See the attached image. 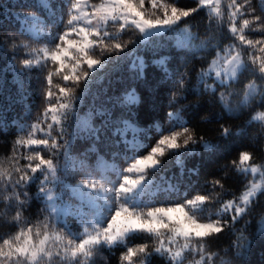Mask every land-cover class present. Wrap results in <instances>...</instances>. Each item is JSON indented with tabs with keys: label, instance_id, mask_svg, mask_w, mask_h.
<instances>
[{
	"label": "snow or ice",
	"instance_id": "obj_1",
	"mask_svg": "<svg viewBox=\"0 0 264 264\" xmlns=\"http://www.w3.org/2000/svg\"><path fill=\"white\" fill-rule=\"evenodd\" d=\"M222 3L223 0H197L196 7L184 9L177 6L175 0H147L148 6L146 0H68L67 21L57 23L56 5L52 0H34L36 11L24 16L19 35L27 36L28 40L44 37L47 43L33 47L26 40L13 39L10 47L14 53H25L21 60L24 69H49L45 76L46 106L25 135L14 141L12 154L6 160L0 158V192L11 193L14 203L10 206L15 208L12 220L17 222L14 233L0 236V264H89L94 253L103 247L122 244L126 252L121 260L128 264H136L133 258L137 256L141 257L139 264H150L153 253L165 257L169 264H185L186 260L189 264H216L219 254L209 250L210 238L231 229L249 213L258 195L264 194V164L254 163L252 153L241 152L238 160L232 161L238 173L245 178L251 175L252 179L247 180L240 194L231 199L225 200L216 193L219 207L213 218L205 215L208 212L205 203L213 200L211 194H197L182 203L168 205H156L152 199L154 192L162 190L155 184V173L166 154L172 153L175 162L182 166L183 156L193 154V149L188 147L190 143L202 144L210 153L217 147L203 136L197 138L186 126L179 110L167 113L172 127L168 134L161 133L147 154H140L147 148L142 137L141 142H136L134 137L131 144L125 140V147L132 150V155L125 153L127 167L122 169L115 164L108 165L99 154L95 165L88 162L87 154L79 160L72 157L70 140L65 134L71 119L78 133L86 132L87 138L93 140V148L89 151H97L95 142L100 140L101 129L93 126L91 115L81 120L76 114V101L82 100L76 88L83 80V91L87 93L93 82L89 77L95 78L97 72L112 62L105 53H114L119 59L134 55L135 47L129 49L128 46L138 42L124 41L121 33L138 31L142 44L150 37L173 32L177 48L204 51L208 45L203 42L194 45L198 37L188 24L177 27L200 9L206 10L210 23L215 20L219 24L226 16L228 32L235 42L212 49L215 55L198 73L199 83L205 91L213 93L219 88L225 89L220 92L219 100L230 115L250 107L257 95L261 98L260 107H264V38L251 39L245 34L264 30V0L259 9L253 0H227L226 10ZM49 23L61 30L53 34ZM245 47L251 51L245 53ZM166 59L157 63L167 73ZM144 67L142 58L133 60L132 68L137 76L143 74ZM245 73L253 78L242 89L243 99L233 107L228 100L229 90ZM54 76L62 79L63 85L54 83ZM257 79L261 82L259 88ZM178 84L180 89L184 88L183 77ZM125 102L137 103L138 97L134 92L128 93ZM252 121L264 124V112H255L249 122ZM129 130L139 131L125 121L113 134L124 139ZM21 131L25 132L23 128ZM230 134L231 129L222 124L221 135L228 137ZM181 148L186 151L181 153ZM60 156L64 159L63 168L55 159ZM21 160L27 163L21 164ZM70 171L82 174L75 185L61 179V174L68 175ZM108 172L113 173L114 178L109 177ZM35 181H39V192L47 202L42 210L46 215L30 222L23 219L24 206L28 202L25 189ZM212 184L213 188L218 185L224 189L219 180ZM163 190L173 191L174 186L169 184ZM64 216H75L81 227L74 231L61 219ZM137 233L154 238L151 250L147 243L135 247L125 244ZM261 236H264V222ZM249 243L246 237H237L232 248L240 255ZM219 258L223 264V257Z\"/></svg>",
	"mask_w": 264,
	"mask_h": 264
},
{
	"label": "trees",
	"instance_id": "obj_2",
	"mask_svg": "<svg viewBox=\"0 0 264 264\" xmlns=\"http://www.w3.org/2000/svg\"><path fill=\"white\" fill-rule=\"evenodd\" d=\"M95 2H98L95 0ZM177 6L190 9L197 6V0H175ZM222 8L226 10L227 0H223ZM56 5V22L66 23L68 0H52ZM254 6L261 7V0H253ZM34 0H0V158H6L12 154L14 141L24 136L30 125L37 121V117L43 112L45 101V76L48 68L24 69L21 60L25 57L23 51L14 53L11 50L13 39L26 40L31 46L38 47L42 37L20 36V25L23 24L24 16L35 12ZM146 6L147 0H146ZM43 18V14H41ZM188 24L190 30L198 39L194 45L202 42L208 47L204 51L195 52L188 49L177 48L166 34L159 37H150L146 43H139L142 39L138 31H125L121 33L122 39L137 41V45L129 44L128 48L135 47V53L125 59H119L114 53H105L112 62L107 64L103 71L97 72L95 78L89 77L93 82L87 93H84V81L76 88V94L82 95V100L76 101V114L81 120L91 115L94 127L100 128V140L95 142L97 151H89L93 148V140L88 139V133L77 132L75 123L70 119L67 123L65 138L70 140V154L77 160L87 154L88 162L96 164L97 154L102 156L108 165L115 164L118 168L127 167L126 156L132 155V150L125 147L128 144L142 142L147 145L140 154L145 155L161 137V133L168 134L172 127L168 112L179 110L186 126L192 129L198 138L203 136L205 140L216 145L213 152L206 151L202 144H189L193 149L192 155L183 156V165L175 162V156L168 154V159L163 160L161 168L155 173V184L162 190L153 194V201L158 205L173 204L177 200L189 199L197 194L212 195V202L216 206L219 201L216 193L221 194L223 199H231L233 195H239L247 183L241 173L235 170L232 161L238 160L241 152L247 151L254 156V163L264 164V124L252 121L251 116L257 111H263L260 107L261 98L255 97L250 107L244 108L236 115L227 113L220 103L219 94L224 88H219L216 93L205 91L199 83L198 73L201 68H206L208 62L214 57L212 49L216 45L226 46L234 41L227 28L225 16L219 24L208 20L205 9L182 20L180 26ZM53 34L58 29L49 23ZM115 32L116 29L110 28ZM251 39L264 38V30L246 32ZM126 52L128 49L125 50ZM251 49L244 48L247 53ZM124 56V53L120 54ZM15 57V58H13ZM136 57L142 58L144 70L141 76H137L132 68V62ZM161 57L166 59L167 73L157 63ZM163 58V59H164ZM162 59V60H163ZM245 59L247 57L245 56ZM181 77L185 80L183 89L179 88ZM253 77L245 73L238 82H234V88L230 89L229 102L235 107L241 100L242 89ZM54 83L63 85L62 79L53 77ZM211 82V81H210ZM257 83L261 86L260 80ZM58 91L57 89H53ZM225 89L222 91L224 92ZM134 92L138 97L137 103H126L125 97ZM98 113H103L99 115ZM127 121L138 132L127 131L122 139L114 135L117 126L123 127ZM107 124V127L105 125ZM231 129L228 137L221 135V125ZM25 132H22L21 129ZM74 133H76L74 135ZM39 135V134H38ZM21 151H24L21 149ZM181 153L186 150L181 148ZM44 154V153H42ZM59 166L64 167L63 156L57 157ZM21 164L27 161L21 160ZM6 166H8L6 164ZM191 169L197 171L192 172ZM71 172V171H70ZM114 178L113 173H106ZM40 174L37 173V176ZM63 174H61V177ZM82 174L71 172L63 177L65 183L74 184L81 179ZM219 180L224 189L217 185L213 188L212 182ZM171 184L173 191L163 189ZM39 181L30 183L25 189L28 192V202L24 206L23 219L35 222L42 219L46 212V200L39 192ZM60 194V189H56ZM5 196L8 197L5 200ZM178 202V201H177ZM10 192H0V236H6L17 230V222L12 220L15 208ZM264 217V194L258 195L251 210L231 228L213 236L208 242L210 251L219 254L216 264H264V236H261L260 224ZM237 237H246L249 246L238 255L232 248V242ZM149 237L142 233L134 234L125 241L127 246L145 244ZM153 247V246H151ZM150 247V248H151ZM126 252L124 244L112 248L103 247L97 251L89 261V264H128L122 262L121 257ZM136 262V261H135ZM150 264H169L165 257L153 253Z\"/></svg>",
	"mask_w": 264,
	"mask_h": 264
},
{
	"label": "rangeland",
	"instance_id": "obj_3",
	"mask_svg": "<svg viewBox=\"0 0 264 264\" xmlns=\"http://www.w3.org/2000/svg\"><path fill=\"white\" fill-rule=\"evenodd\" d=\"M96 1H98V0H96ZM222 4H224V2L222 3ZM226 6H227V4H226ZM166 34V37L167 38H169V39H171L172 41H173V44L176 46V34L175 33H173V32H167V33H165ZM156 37V36H155ZM157 37H159V36H157ZM42 42H41V44H39L38 45V47H41V46H44L46 43H47V40L44 38V37H42ZM164 57H161V59H160V61L163 59ZM260 86H259V84L257 83V88H259ZM224 89H222L220 92H222ZM243 99V96L241 97V100ZM260 112H263V111H260ZM169 154V153H168ZM168 154H166L164 157H163V160H167L168 159ZM69 174H71V172H69ZM68 174V175H69ZM65 176H67V175H65ZM63 177H64V175L61 177V179H63ZM257 179H259V174H257V177H256ZM248 179H252V176L251 175H249L248 176ZM79 182V181H78ZM77 182V183H78ZM76 183L74 182V184L73 185H75ZM192 198H194V196H192V197H190L189 199H192ZM186 200V199H185ZM185 200H183V199H181V200H177V201H173V202H175V203H182V202H184ZM175 203H173V204H175ZM156 205H158V204H156ZM205 207L208 209V212L207 213H205V215L207 216V215H212L213 216V218H215V216H214V213L216 212V210L218 209V207H219V205L218 206H216L215 205V203L214 202H206L205 203ZM61 219H63L74 231L75 230H77V229H79L80 227H81V225H80V222H79V220L75 217V216H64V217H61ZM262 222H264V217H262V219H261V224H262ZM261 224H260V230H261ZM142 234H145V233H142ZM146 236H148L147 234H145ZM149 237V236H148ZM149 242H147V244H149L150 245V247L151 246H154V238H152V237H149V240H148ZM137 246V245H136ZM133 247H135V246H133ZM150 250H151V248H150ZM96 253V252H95ZM94 253V254H95ZM94 256V255H93ZM134 259V261H136V264H139V261H140V259H141V257H139V256H137V257H134L133 258ZM190 259V258H189ZM185 264H189V261L188 260H186L185 261Z\"/></svg>",
	"mask_w": 264,
	"mask_h": 264
}]
</instances>
